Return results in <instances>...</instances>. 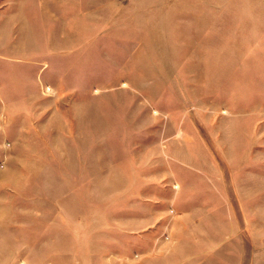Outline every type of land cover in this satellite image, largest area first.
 Wrapping results in <instances>:
<instances>
[{
    "label": "rangeland",
    "instance_id": "rangeland-1",
    "mask_svg": "<svg viewBox=\"0 0 264 264\" xmlns=\"http://www.w3.org/2000/svg\"><path fill=\"white\" fill-rule=\"evenodd\" d=\"M0 264H264V0H0Z\"/></svg>",
    "mask_w": 264,
    "mask_h": 264
}]
</instances>
